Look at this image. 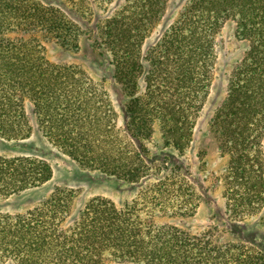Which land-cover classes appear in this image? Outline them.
<instances>
[{
    "label": "trees",
    "instance_id": "16d2710c",
    "mask_svg": "<svg viewBox=\"0 0 264 264\" xmlns=\"http://www.w3.org/2000/svg\"><path fill=\"white\" fill-rule=\"evenodd\" d=\"M133 2L138 8L130 22L124 14L111 19L104 39L116 58L114 80L122 96L134 85L129 68L137 71L132 67L136 44L130 42L131 30L144 27L145 18L154 20L161 0ZM230 21L236 24L237 38L248 45L229 73L226 97L211 127L220 152L229 157L221 181L225 210L235 223L212 224L196 234L177 225L145 221L137 204L118 208L96 199L71 226L64 227L66 203L58 192L25 213L0 214L1 263L264 264V253H256L252 246L239 250L243 246L223 239L226 233L235 236L238 222L243 224L256 215L260 217L257 226L264 225V0L189 1L172 35L163 38L161 55L148 61L146 93L124 105L136 152L118 158L120 150L114 145H98L92 156H81L79 147L67 144L65 148L82 165L128 181L139 180L143 170L160 168L153 161L149 167L142 165L140 152H150L143 141L152 137L158 122L168 147L184 146L190 122L206 100L217 68V36ZM37 35L64 44L75 39L60 10L36 0H0V136L7 140L25 139L29 134L25 99L44 114L50 113L45 115L51 116L48 125L57 121L53 114L57 109L73 112L78 106L88 108L93 101L94 96L80 97L84 88L72 68L52 65L43 58L42 48L33 42ZM163 163L165 171L170 170L168 162ZM51 175L50 165L39 159L0 156V198L40 188ZM171 176L175 180L166 181L175 193L168 205L172 213L193 216L202 202L211 200L203 182L194 180L188 167L175 164ZM146 213L145 217L152 218ZM216 218L224 216L220 212Z\"/></svg>",
    "mask_w": 264,
    "mask_h": 264
},
{
    "label": "rangeland",
    "instance_id": "374dc122",
    "mask_svg": "<svg viewBox=\"0 0 264 264\" xmlns=\"http://www.w3.org/2000/svg\"><path fill=\"white\" fill-rule=\"evenodd\" d=\"M36 1L60 10L73 28L75 39L64 44L51 36L37 35L33 42L42 48L43 58L48 63L73 69L84 88L81 98L85 95L94 97L88 108L72 107L73 112L69 109L71 112L66 113L57 109L53 113L57 121L49 125L51 116L46 118L45 115L50 113L44 114L33 101L25 99L24 122L29 128V134L21 140H7L0 136V156L39 159L50 165L52 175L40 188L0 198V214L25 213L60 192L66 203L67 219L64 227L71 226L84 208L96 199L108 200L118 208L137 204L145 221L177 225L196 234L212 224L222 226L223 221L235 223L225 210L226 200L221 181L226 173L229 157L220 152L217 136L211 127L212 119L226 97L229 73L243 57L248 45L246 41L237 38L235 22H228L217 36V68L207 90V98L190 122L189 139L180 149L168 147L162 139L161 125L158 122L154 124L152 137L143 141L150 152L146 154L144 150L141 151L140 158L142 165L149 167L153 161L160 168L143 170L139 180L128 181L82 165L65 147L67 144L74 145L77 149L79 147L81 156H92L98 145H114L120 150L116 155L118 158L136 152L137 148L131 145L129 139L127 125L130 119L123 111L124 105L146 93L148 61L161 55L163 38L172 35L190 0H161L154 20L145 18L144 27L132 28L130 42L136 44L133 58L135 64L132 67H136L137 71H131V67L128 70L130 81L134 85L125 96L118 91L120 87L114 80L116 58L105 46L104 39L107 34L106 26L111 19L124 14L130 22L131 13L138 8L133 0ZM164 161L168 162L170 170L165 171L167 167L163 165ZM175 164L188 167L192 178L202 181L211 197V200L200 204L193 216L176 215L168 207L175 193L172 187L168 189L167 186L171 183L166 178L175 180L171 176ZM186 180L189 183V178ZM184 197L187 198L186 193ZM146 212H150L152 218L145 217ZM220 212L224 216L222 220L216 218V214ZM259 219V215H256L246 219V224L238 222L235 236L224 234V242L243 246L239 250L252 246L256 253L263 254L264 225L257 226ZM110 264L117 263L112 261Z\"/></svg>",
    "mask_w": 264,
    "mask_h": 264
}]
</instances>
